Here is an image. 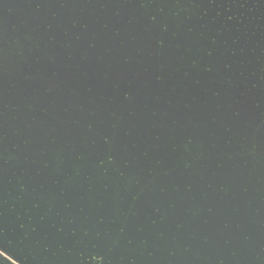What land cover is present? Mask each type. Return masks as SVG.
Returning <instances> with one entry per match:
<instances>
[{"label":"water","instance_id":"obj_1","mask_svg":"<svg viewBox=\"0 0 264 264\" xmlns=\"http://www.w3.org/2000/svg\"><path fill=\"white\" fill-rule=\"evenodd\" d=\"M173 1L0 0V264H264L258 37Z\"/></svg>","mask_w":264,"mask_h":264},{"label":"rangeland","instance_id":"obj_2","mask_svg":"<svg viewBox=\"0 0 264 264\" xmlns=\"http://www.w3.org/2000/svg\"><path fill=\"white\" fill-rule=\"evenodd\" d=\"M201 2L198 1V0H174L172 5L173 7H171V9H173V16L174 17H179V16H185L187 19H189L190 17H196V16H200V14H202V5L200 4ZM185 13V14H184ZM210 54V53H209ZM194 65H196V63H194ZM211 69H208V71H210ZM263 72V71H262ZM261 80L263 81L264 78L261 77ZM254 88L258 87L256 84L252 85ZM255 104L259 105V107H261V105H263V108H257L256 107V110L253 108V119L256 120V119H262V123H264V100L261 99L259 100L258 102L255 101L254 102ZM262 113H258L257 111H260ZM261 116V117H260ZM264 130V128L262 129ZM259 131H260V127L257 128L256 126L254 127V129L249 133V135H254V138L250 144V152L251 153H257V151L259 149L261 150H264V145H260L258 144L257 142V138L258 135H259ZM263 132V131H262ZM51 220V218L49 219ZM52 221V220H51ZM60 223L62 224L63 221L60 220ZM48 226L46 225L45 226V229H43V239H42V243H40L39 241L37 242V245H44L45 247V250L46 251H43V252H40V254H46L48 256H50V254H52V258H50V261L52 259L56 260V264H67L69 262V259L68 258H64V253L61 252H57V250H64V245L62 246H59L55 249V244L52 243V241H49V238L52 237L54 241H58V237H57V234L58 233H64V230L61 228V227H58L56 228L55 225H53V228H55L53 231L50 230V233H52L53 235L52 236H49L47 233V228ZM58 229H60V232H58ZM64 243V241L62 242ZM175 251H177V244L175 245L174 247V253ZM44 258H45V255H44ZM9 259H11L14 263H16L11 257H9ZM48 259V258H46ZM49 260V259H48ZM101 260V259H100ZM89 261V260H88ZM70 262H75L74 264H83L85 261L81 260V261H74V260H71L70 259ZM90 264H93V262H89ZM18 264V263H16ZM50 264V263H49Z\"/></svg>","mask_w":264,"mask_h":264},{"label":"trees","instance_id":"obj_3","mask_svg":"<svg viewBox=\"0 0 264 264\" xmlns=\"http://www.w3.org/2000/svg\"><path fill=\"white\" fill-rule=\"evenodd\" d=\"M206 6L207 10L204 14L208 13V9H217V18H223L224 21H245L252 24L250 32L251 36H257L259 40L258 50L264 56V0H198ZM246 22V23H247ZM264 58V57H263ZM111 161L113 159H110ZM27 213V211H26ZM30 220V219H29ZM24 229V225L20 226Z\"/></svg>","mask_w":264,"mask_h":264},{"label":"snow or ice","instance_id":"obj_4","mask_svg":"<svg viewBox=\"0 0 264 264\" xmlns=\"http://www.w3.org/2000/svg\"><path fill=\"white\" fill-rule=\"evenodd\" d=\"M165 30H166V29H165ZM257 107H259V105H257ZM104 142H105V144H107V143H108V140H105ZM101 161H102V160H101ZM101 161H100V162H101ZM101 167H103V165H102V164H101ZM21 191H23V189H22ZM80 212H81V213H83V212H84V209H83V208H80ZM99 222H100V223H103L104 221H103V219H100V221H99ZM72 235H73V236H75V235H76V233H75V232H73V233H72ZM85 235H87V233H85ZM129 243H130V241H129Z\"/></svg>","mask_w":264,"mask_h":264}]
</instances>
